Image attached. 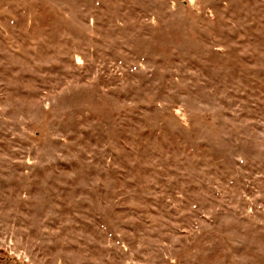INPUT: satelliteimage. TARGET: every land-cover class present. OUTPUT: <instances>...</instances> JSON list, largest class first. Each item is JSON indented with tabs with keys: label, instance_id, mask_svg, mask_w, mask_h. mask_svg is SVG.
I'll return each instance as SVG.
<instances>
[{
	"label": "rangeland",
	"instance_id": "obj_1",
	"mask_svg": "<svg viewBox=\"0 0 264 264\" xmlns=\"http://www.w3.org/2000/svg\"><path fill=\"white\" fill-rule=\"evenodd\" d=\"M0 264H264V0H0Z\"/></svg>",
	"mask_w": 264,
	"mask_h": 264
}]
</instances>
